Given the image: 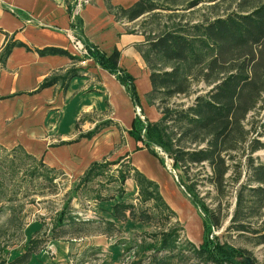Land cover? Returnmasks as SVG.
I'll return each mask as SVG.
<instances>
[{"label":"trees","instance_id":"obj_1","mask_svg":"<svg viewBox=\"0 0 264 264\" xmlns=\"http://www.w3.org/2000/svg\"><path fill=\"white\" fill-rule=\"evenodd\" d=\"M175 1L137 0L130 7L110 6V9L117 19H144L145 30L137 31L145 36L139 49L150 69L149 105L155 104L159 95L167 99L185 95L200 83L207 88L188 107L165 104L159 120L151 122L136 114L132 122V132L144 147L163 164L166 160L160 151L172 158L173 169L179 171L176 173L178 184L202 218V241L194 244L183 236L178 221L171 224L176 213L164 200L156 181L133 167L132 173L129 171L126 175L119 170L121 181L129 177L135 180L144 203L151 199L157 201L154 200L156 208L161 210L160 217L165 221L160 231L146 232L147 237L142 236L138 244L125 247L127 252L134 248L135 256L133 260L121 261L124 264H193L190 260L195 257L200 264H237L236 255H249V252L220 240L216 231L222 227L228 213L223 212L221 200L215 206L207 203L205 197L200 196L199 186L206 180L214 187L216 197L226 198L230 181L234 182L236 203L228 231L233 230L241 237L251 234L255 245L264 244V219L258 221L264 216V161L255 156L257 151L264 149V0H239L236 11L203 15L197 20L184 15L179 23L172 25L175 8L166 3ZM184 1L187 9L201 2ZM72 27L76 38L87 49L86 56L116 75L134 104L140 106L135 78L119 65L120 51L114 49L107 53L90 42L78 16L73 19ZM11 46L5 47L2 59L6 58ZM56 51L59 50L50 47L41 52ZM158 62L160 66L156 68ZM260 111L262 118L257 119ZM98 129L97 126L88 132V136ZM12 149H20L26 156L35 158L20 146ZM117 163L120 161L93 163L83 174L82 183L93 180L103 174L108 165ZM1 181L0 175V187ZM113 213L112 219L101 220L97 231L109 239L116 238L114 245H126L117 221L133 219L147 223L158 217L149 214L147 208L138 212L135 204L127 201L116 202ZM97 222L80 220L63 208L53 227L61 232L54 238L68 233L64 230L66 225H72L70 229L75 237L89 234L90 224ZM38 241L30 239L26 248L9 264H27L32 255L42 249ZM87 254H82L80 262Z\"/></svg>","mask_w":264,"mask_h":264},{"label":"crops","instance_id":"obj_2","mask_svg":"<svg viewBox=\"0 0 264 264\" xmlns=\"http://www.w3.org/2000/svg\"><path fill=\"white\" fill-rule=\"evenodd\" d=\"M136 1L90 0L78 17L90 42L107 53L120 51L119 65L135 78L140 106L134 104L116 75L76 49L69 11L72 0H0V144L20 146L47 167L78 177L93 163L108 161L106 155L114 151L123 131L127 141L114 161L130 157L132 167L156 181L166 203L176 215L184 216L185 210L191 212L196 207L180 191L178 182L172 181L164 169L166 163L132 132L137 107L151 122L161 117L147 102L152 88L150 69L139 49L145 36L130 28L139 19H117L110 9L127 8ZM9 44L10 52L2 59ZM50 47L59 51L41 52ZM97 126L98 131L88 136ZM156 170L170 178L182 211L170 202ZM82 237L88 244L80 246L79 252L74 244L51 238L27 264H89L87 257L80 262L87 247L103 252L101 264H124L117 245L107 236Z\"/></svg>","mask_w":264,"mask_h":264},{"label":"rangeland","instance_id":"obj_3","mask_svg":"<svg viewBox=\"0 0 264 264\" xmlns=\"http://www.w3.org/2000/svg\"><path fill=\"white\" fill-rule=\"evenodd\" d=\"M163 1L166 2V0ZM238 3L239 0H201L193 9H187L184 0H176L174 3L166 4L175 8L174 23L172 24L175 25L179 23V20L184 15L197 20L203 15L236 11ZM163 14L166 13L164 12ZM130 28L145 30L144 19L141 18L131 24ZM159 66L158 62L156 68H159ZM206 89L205 85L200 83L194 85L192 91L185 95H175L169 99L159 95L152 106L161 116V109L165 104L172 107H188L195 102L197 95L206 92ZM262 115L263 112L260 111L256 118L260 119ZM124 135L123 131H121V139L117 143L115 142L114 151L106 155L108 161H114L119 158V151L121 152L127 141L126 137H122ZM160 154L166 160L164 169L172 176V181L178 182L175 173L169 172L173 169L172 158L161 151ZM255 156L259 160L264 161V149L257 151ZM131 163L132 159L125 157L120 164L108 165L104 169L103 174L97 175L93 180L83 184L81 181L82 176H68L62 171L50 169L46 165L44 166L42 161L40 162L38 159L26 156L22 150L12 149L0 144V175L2 176V187H0V264L11 263L13 258L26 248L32 238L39 239L38 245L46 248L50 239L61 232L60 229L55 231L53 227L58 214L61 213L63 208H66L68 214L77 216L80 220L99 221L95 224H90L89 230L91 232L82 235L83 237L100 233L97 229L101 220L113 218V205L118 201L132 202L138 212L147 208L149 214L154 213L155 216H158L153 222L147 223L137 222L133 219L117 221V225L122 232L121 238L126 244H117V252H119L120 259L123 261L133 260L135 249L133 248L130 252H127L124 248L138 244L141 239L143 240L144 236L147 237L146 232L160 231L165 227V221L160 217L161 210L156 208L155 199V201L151 199L146 203L142 201L139 195V187L133 178L129 177L124 182L118 178L119 170L125 175L130 174L128 173L129 171L132 173ZM156 171H158L159 183L162 185L166 195H168L167 197L170 198V202L177 203L180 211H182L184 207L175 197L177 194L170 181H168L170 178L160 170ZM174 171L179 174L178 170ZM200 176L205 175L200 174ZM202 184L199 186L200 196L205 197L207 203L211 204V206H215L221 200L223 212L228 213V217L224 220L222 227L216 231L220 240L234 245L235 248H244L249 252V255H236L237 264H264V244L255 245L253 239H251L254 237L251 234L247 235L248 237H241L233 230L228 231V225L236 203L237 186L233 185L234 182L230 181L228 187L230 191L226 198L216 197L214 187L207 183L206 180ZM178 187L186 197L183 188L179 184ZM186 198L188 199V197ZM189 212L185 210L184 216L182 213H177L173 217L171 224L178 221L183 229V236L199 245L202 241V220L197 208H193ZM263 219L264 216L259 218L258 221ZM81 222L86 223L87 221ZM190 222L194 225L193 230L190 229ZM71 226L66 225L64 230H68V233L63 234L59 238L62 241L74 244L79 252L88 244V241L81 239L80 237L82 236L75 237L73 229H70ZM86 226L88 227V225ZM110 240L113 243L117 242L116 238ZM80 246L82 247L81 249ZM87 248L85 250L89 253L86 256L89 264H101V260L105 257L103 252L98 250L97 247H91L90 250ZM197 262L198 260L195 257L190 260V263L200 264Z\"/></svg>","mask_w":264,"mask_h":264},{"label":"built area","instance_id":"obj_4","mask_svg":"<svg viewBox=\"0 0 264 264\" xmlns=\"http://www.w3.org/2000/svg\"><path fill=\"white\" fill-rule=\"evenodd\" d=\"M90 0H73V9H72V18L74 19L75 16H78L79 11L83 8L84 5L89 3ZM74 44L76 49L80 52L81 55H87V49L82 43V41L78 38H74ZM136 114H139L142 118H144L141 114L140 108L137 107ZM173 173L177 176L176 172L172 169Z\"/></svg>","mask_w":264,"mask_h":264},{"label":"bare ground","instance_id":"obj_5","mask_svg":"<svg viewBox=\"0 0 264 264\" xmlns=\"http://www.w3.org/2000/svg\"><path fill=\"white\" fill-rule=\"evenodd\" d=\"M162 175H163V174H162ZM165 185H166V183H165ZM164 188H165V187H164ZM166 189H167V188H166ZM167 191H168V190H167ZM167 191H166V192H167ZM188 203H189V202H188ZM191 206H192V205H191ZM189 213H190V212H189ZM185 216H186V215H185ZM189 216H190V215H189ZM189 218H190V217H189ZM193 226H194V225H192L191 222H190V229H191V230L194 229Z\"/></svg>","mask_w":264,"mask_h":264}]
</instances>
